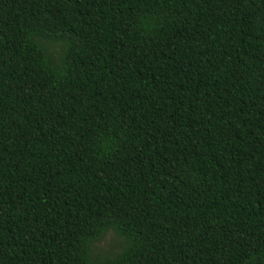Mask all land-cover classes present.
Masks as SVG:
<instances>
[{
	"label": "trees",
	"instance_id": "16d2710c",
	"mask_svg": "<svg viewBox=\"0 0 264 264\" xmlns=\"http://www.w3.org/2000/svg\"><path fill=\"white\" fill-rule=\"evenodd\" d=\"M0 264H264V0H0Z\"/></svg>",
	"mask_w": 264,
	"mask_h": 264
},
{
	"label": "rangeland",
	"instance_id": "374dc122",
	"mask_svg": "<svg viewBox=\"0 0 264 264\" xmlns=\"http://www.w3.org/2000/svg\"><path fill=\"white\" fill-rule=\"evenodd\" d=\"M120 240L122 241L115 232H109L103 240L95 244L93 254L118 250Z\"/></svg>",
	"mask_w": 264,
	"mask_h": 264
}]
</instances>
